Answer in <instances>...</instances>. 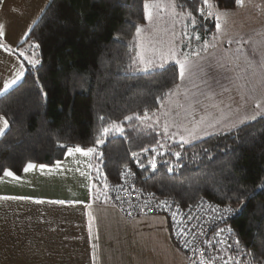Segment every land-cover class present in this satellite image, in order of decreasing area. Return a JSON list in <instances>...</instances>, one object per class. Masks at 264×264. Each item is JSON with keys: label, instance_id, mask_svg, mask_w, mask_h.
Here are the masks:
<instances>
[{"label": "trees", "instance_id": "obj_1", "mask_svg": "<svg viewBox=\"0 0 264 264\" xmlns=\"http://www.w3.org/2000/svg\"><path fill=\"white\" fill-rule=\"evenodd\" d=\"M156 1L160 0H147ZM145 2L50 0L13 50L24 76L0 96V116L8 121L0 137V176L3 170L19 175L29 162L53 166L69 147L94 146L102 127L115 121L123 134L110 133L98 146L102 155L90 156V191L95 203L112 202L113 189L127 173L130 187L178 209L204 202L229 207L232 212L217 227L224 229L223 244L207 237V258L211 264H224L229 256L242 264H264V118L188 146L169 144L155 127L146 126L144 112L152 115L160 105L157 97L164 101L179 77L178 72L174 76L171 71L133 70L132 39L144 21ZM175 2L183 5V10L177 7L176 11L185 19L181 49L187 43L186 53L197 51L216 32L213 20L200 16L203 0ZM212 2L221 13L239 8L236 0ZM187 12L196 17L195 29ZM195 34L201 40L191 39L189 47V37ZM21 52L31 57L35 52L40 62L32 68ZM137 114L141 120L124 119ZM153 148L163 154L157 155ZM152 157L155 171L148 164ZM162 217L171 236L172 225Z\"/></svg>", "mask_w": 264, "mask_h": 264}, {"label": "crops", "instance_id": "obj_2", "mask_svg": "<svg viewBox=\"0 0 264 264\" xmlns=\"http://www.w3.org/2000/svg\"><path fill=\"white\" fill-rule=\"evenodd\" d=\"M49 2L29 0L25 9L14 13L20 28L24 25L20 35H28ZM260 2L264 11V0ZM246 3L242 0L239 8L224 13L227 17L238 13ZM1 4L11 5L10 0ZM230 37L243 39L238 34ZM4 52L0 54V92L22 66L12 50ZM59 162V168L55 163L27 173L23 170L14 175L19 180L0 176V197L23 198L0 200V264H195L172 244L164 217L127 221L112 206L95 203L90 156L66 152Z\"/></svg>", "mask_w": 264, "mask_h": 264}, {"label": "rangeland", "instance_id": "obj_3", "mask_svg": "<svg viewBox=\"0 0 264 264\" xmlns=\"http://www.w3.org/2000/svg\"><path fill=\"white\" fill-rule=\"evenodd\" d=\"M27 1L10 0V7L2 5L0 1V25H3L4 31V35L0 36V45H3L0 47V54L5 53L4 51L8 49L13 51L26 38L27 34L20 35L24 25L20 28L18 24L21 22L20 18L15 19L14 13L19 14L18 12L25 9ZM246 1L248 3L244 9L242 8L238 13L235 12L228 17L224 16L221 32H215L210 40V43H215L216 47H209L207 53L203 54L206 58L200 60L198 57H193V60L200 62L203 72L192 83L187 84L188 94L201 103L195 104L190 110L191 114H187L185 109L188 108L189 102L185 99V89L181 88L177 92L175 86L165 97L164 107H161L160 104L148 119H144V124L155 127L169 144L179 143L173 142V139L163 134V126L166 121L170 125L169 132L171 134L176 131L174 127H171L173 121L191 127L192 121H198L201 116L211 114L215 118H220L223 113L227 116V120H224L216 128L208 129L214 133L213 135L223 134L252 121L247 120L242 124L239 123L241 117L251 116L258 111L255 108V100H264V11L261 0ZM169 2L170 0H160L150 3L167 5ZM176 13V10L173 12L171 8H165L151 23L144 17L143 23L138 26L143 29V32L140 36H137L135 32L132 39L131 48L134 60H137L138 53L143 52L146 57H150L154 49H166L170 44L176 46L177 52H187V43H185V49H181L182 24L185 19L180 16L182 14L177 15ZM242 15L249 17L245 18ZM242 33L245 36L242 37ZM229 34H238L243 39L232 41ZM214 36L217 39L214 40ZM230 40L232 43H229ZM236 41H240L239 47L242 51L239 54L236 52L238 47ZM225 43L230 47L224 46ZM222 46L223 48H219ZM26 56L31 58L28 54L24 55V58ZM26 60L28 61V59ZM169 65L171 63L167 66ZM142 67L138 61L133 63L134 72L148 73L142 71ZM156 71L159 69L149 72ZM254 71L255 74H253ZM205 80L209 81L211 87L204 83ZM179 83L180 80L177 84ZM208 95H211L212 99H208ZM214 104L218 107H213ZM180 105L184 107H180ZM258 116L264 118V112L257 115V118ZM233 123L236 124L235 127H232ZM213 135H205L202 139ZM175 139L179 140V136H176ZM202 139H195L192 143L184 146L194 144ZM106 205L115 209L111 200ZM125 220L131 221L126 218Z\"/></svg>", "mask_w": 264, "mask_h": 264}, {"label": "snow or ice", "instance_id": "obj_4", "mask_svg": "<svg viewBox=\"0 0 264 264\" xmlns=\"http://www.w3.org/2000/svg\"><path fill=\"white\" fill-rule=\"evenodd\" d=\"M236 4L238 6L242 5V0H236ZM180 7L181 10H183V5H177L175 0H170V2L165 5L161 3H148L147 0L144 3V17L147 19L150 23L153 21V19L157 16H159V13L163 11L165 8H171L173 12H175L176 8ZM216 5L212 2V0H203V7L199 9L200 16L204 20H208L209 18H212L213 24L216 30V33H220L222 30V25H221V17L225 16L226 13H221L215 11ZM207 9V11H205ZM179 15L180 13H176ZM186 16L190 20L191 26L193 29H195L197 20L196 17L193 16L192 12H187ZM143 32V29L140 27L136 28V33L137 36H140L141 33ZM4 35L3 31V25H0V36ZM185 35H188L185 33ZM195 39L197 41L201 40V36L199 34H195L192 37H189V47L191 46V39ZM217 39V37L214 36V40ZM229 43H232L230 40ZM238 47L236 49V52L239 54L241 53V48L239 47L240 41H236ZM0 47H3V45H0ZM35 47H39V45H35ZM209 47L215 48L216 44L215 43H210L207 40H204L202 42V46L199 50L185 53V52H177L176 46L174 44H170L166 49H154L152 56L146 57L143 52L137 54V60H134L133 63H138L142 65V71L144 72H149L153 71L156 69H159L161 71H171L173 75L178 72V77L180 80L179 84H176V91L178 92L181 88L185 89V99L189 102L188 103V108L185 109V112L187 114H191L190 110L193 108L195 104L201 103L198 99H193L192 97L189 96L188 94V88L187 84L192 83L195 78H197L200 73L203 72V68L200 64L199 61L193 60V57H198L200 60H204L206 58V54ZM21 55L24 56L25 54L21 52ZM28 59L29 64H31L32 68H35L36 65L40 62L36 58V53L33 52L32 57H25ZM171 63L172 67L171 69H168L166 66ZM221 67H223V64H221ZM230 70V69H229ZM255 74V71L254 73ZM24 76V69L23 66L16 72L15 77L8 81L7 83L4 84L3 91L0 92V95H5L9 91L10 88H12L13 85L17 84ZM205 84H207L209 87H211L210 83L208 80L204 81ZM254 91V89H253ZM170 93H166L165 95H169ZM203 94V93H202ZM208 99H212L211 95H208ZM252 99H255L254 97H250ZM157 102L161 104V107H164L163 104V99L161 97H157ZM213 107H218L217 105H212ZM180 107H184L183 105H180ZM255 108L258 110L255 114L248 116L245 115L240 118L239 123H244L247 120H255L257 118V115L262 114L264 112V100H255ZM167 115V113H165ZM148 112L147 110L144 112V119H148ZM103 120V117L100 118ZM127 121H131L133 119L135 120H141L140 115H135V116H125L124 118ZM224 120H227V116L221 113L220 118H215L209 114L208 116H201L199 120H193L192 121V126L188 127L185 124L182 123H176L173 121L171 124V127H174L176 129L175 132L171 133L169 132V123L166 121L164 126H163V134L170 138L173 139V142L179 143L181 146L185 144H190L192 143L193 140L195 139H202L203 136L205 135H213L214 133L209 131L208 129L216 128L219 126ZM158 122V121H157ZM236 124L233 123L232 127H235ZM8 128V121L3 117L0 116V137H3L5 134V130ZM124 129L123 127L116 123L115 121L111 122L109 126L102 127L100 130V135L96 138L95 140V145L92 147H86L82 148L80 146L76 147H69L67 149L68 155H73L75 153H79L81 156L89 157V156H96L99 157L102 155L101 152L98 151V146L103 144L105 142V139L110 133H119L123 134ZM159 134V133H158ZM179 136V140H176L175 137ZM63 147V145H61ZM161 148L164 147L163 144L160 145ZM149 150L147 148L144 149V152L147 153ZM152 152L156 153L157 155H162L163 153L158 152L157 149L153 148ZM137 154L133 153V157H135ZM174 155L176 156L177 159H180V153L175 152ZM148 164L151 166L152 170L155 171L156 169V160L155 157H152L151 159L148 160ZM46 165L44 164H35L29 162L27 166L23 169L24 172H28L30 170L34 169H43L45 168ZM56 167L59 168L61 167V162L57 161ZM127 167V166H125ZM170 172L172 171V168L170 167L168 169ZM3 175L6 177H12L14 179L19 180L20 177L14 176V173L10 170H3ZM23 199L22 197H0V200H19ZM37 203H41V201H36ZM60 203H63V201H60ZM213 211L216 212L221 219L224 218L225 214L231 213L232 209L229 207H224L223 209H219L218 207H214ZM130 215V214H129ZM220 232H223L224 229L221 228L219 230ZM230 231V230H229ZM187 243V241H186ZM235 245L237 247V250H239V245L240 242L239 240L235 241ZM231 247V246H230ZM250 255V254H249ZM200 264H205V261L203 259V254H201V261ZM224 264H242L241 260L238 258H234L232 256H229L225 261Z\"/></svg>", "mask_w": 264, "mask_h": 264}, {"label": "built area", "instance_id": "obj_5", "mask_svg": "<svg viewBox=\"0 0 264 264\" xmlns=\"http://www.w3.org/2000/svg\"><path fill=\"white\" fill-rule=\"evenodd\" d=\"M129 181L130 177L125 173L121 183L113 189L111 195L115 208L126 219L150 215L166 216L172 225L171 239L174 246L195 264H200L201 254L205 264H211L212 259L206 256L205 240L211 236L213 240L218 241V245L222 246L223 232H220L217 227L227 219L228 214L221 219L213 208L223 209L224 207L204 202L178 209L169 201L166 203L157 201L148 193L138 191L133 186L130 187Z\"/></svg>", "mask_w": 264, "mask_h": 264}]
</instances>
